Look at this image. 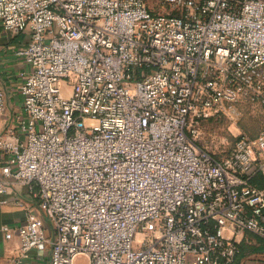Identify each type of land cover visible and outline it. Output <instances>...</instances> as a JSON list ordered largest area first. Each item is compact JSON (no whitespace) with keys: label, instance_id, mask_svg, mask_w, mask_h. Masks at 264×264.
<instances>
[{"label":"built area","instance_id":"1","mask_svg":"<svg viewBox=\"0 0 264 264\" xmlns=\"http://www.w3.org/2000/svg\"><path fill=\"white\" fill-rule=\"evenodd\" d=\"M157 2L0 0L30 38L25 116L0 131V194L34 199L22 257L234 264L242 234L264 238V129L222 158L196 143L198 121L264 107V0Z\"/></svg>","mask_w":264,"mask_h":264},{"label":"crops","instance_id":"2","mask_svg":"<svg viewBox=\"0 0 264 264\" xmlns=\"http://www.w3.org/2000/svg\"><path fill=\"white\" fill-rule=\"evenodd\" d=\"M29 39L27 33L8 30L0 21V84L6 94V111L0 118V131L15 124L19 117L25 116L20 86L31 67L17 51L25 47ZM4 160L0 151V163ZM2 199L8 201H0V264H50L51 244L44 250L33 248L28 256H21L22 238L17 227L25 221L28 208L34 204L28 187L11 188L9 192L0 194V200ZM4 223L13 228L11 238L6 237L1 229ZM243 242L259 244L257 235L251 232L242 234L241 243ZM234 264H264V251L237 258Z\"/></svg>","mask_w":264,"mask_h":264},{"label":"rangeland","instance_id":"3","mask_svg":"<svg viewBox=\"0 0 264 264\" xmlns=\"http://www.w3.org/2000/svg\"><path fill=\"white\" fill-rule=\"evenodd\" d=\"M150 3L157 10H165L157 0H150ZM197 125L198 147L222 158L241 135L256 136L264 129V107L258 103L242 101L232 111L200 120Z\"/></svg>","mask_w":264,"mask_h":264},{"label":"trees","instance_id":"4","mask_svg":"<svg viewBox=\"0 0 264 264\" xmlns=\"http://www.w3.org/2000/svg\"><path fill=\"white\" fill-rule=\"evenodd\" d=\"M253 183H256L260 187H264V180L260 175L253 178ZM257 240L259 244H250L247 242L240 243V251L236 259L253 252L264 251V238L257 236Z\"/></svg>","mask_w":264,"mask_h":264}]
</instances>
